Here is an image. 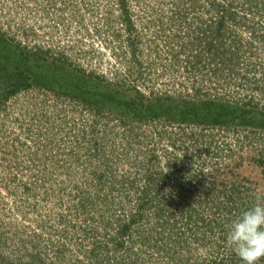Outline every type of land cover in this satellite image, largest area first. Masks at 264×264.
I'll use <instances>...</instances> for the list:
<instances>
[{"label": "trees", "instance_id": "trees-1", "mask_svg": "<svg viewBox=\"0 0 264 264\" xmlns=\"http://www.w3.org/2000/svg\"><path fill=\"white\" fill-rule=\"evenodd\" d=\"M109 1L106 28L97 31L96 36L87 30L78 33L84 35L82 42L93 39L105 44L124 73L119 69L111 73L112 77L77 65L73 52L69 51L71 47L54 53L52 47L40 44L32 48L24 46L22 56L35 62L29 70L40 73L37 71L42 68L39 61L45 60L46 67L66 70L67 76L59 83L48 81L51 85L47 87H33L29 82L18 81L0 91V107L26 91L44 92L48 99L57 102L59 97H64L72 104L78 103L80 117H75L73 123L64 118L61 106L55 104L58 110L53 118L64 119L58 126L53 122L56 131L49 137L53 148L45 152L60 165L61 173L64 170L71 177L76 176L78 166L90 168L92 163L88 160L103 156L109 143H131L129 140L134 138L139 141L144 138L143 134L153 136L155 133L160 140L167 139L171 146L182 151L181 156L171 157L167 169L152 173L150 167L143 178L138 176L141 170L138 159L131 161L128 174L123 176L116 172V163L110 162V167L104 171L111 174L110 190L124 192L139 181L144 184L138 191L140 196L134 209L127 210L122 205L123 199H114L118 207L114 210L115 217L110 215L109 208L113 204L110 201L106 202L104 213L101 211L100 194L93 199L77 181L71 182L69 188L63 182L65 190L79 199L84 212L90 206L88 212H99L104 218L97 228H92L94 239L87 249L84 248L87 227L82 230L85 233L82 239L78 231H74L68 215L60 213V222L67 229L63 240L60 234L56 241L52 240L49 245L52 248H46L45 256L43 250L27 253V256H12L17 251H0V264H243L227 246L226 236L232 221L257 199L264 200V193H254L258 186L252 184L256 182L247 174V169L264 172V150L252 148L261 141L255 130L264 129V110L260 107L263 105L257 101V94L264 92V0H190L192 6L181 5L182 0ZM164 1L172 11L166 12L161 31L158 26L150 35L147 30L151 26L146 21L151 18H143L148 12H159L157 8L164 7ZM70 6L76 7L70 3L63 11ZM135 8L144 11L137 12ZM74 13L78 11L73 10L70 15ZM109 21L115 22V28L107 26ZM182 22L186 26H182ZM116 23L121 24L120 28ZM58 27H62L61 24ZM111 30L113 33L109 34ZM0 37L4 42L1 33ZM162 60L169 63L160 69L161 65L157 64ZM56 77L58 80L59 76ZM147 81L151 83L144 85V89L139 86ZM162 82L164 90L159 88ZM80 83L97 92L83 89ZM229 86L232 93L243 89L245 96H239L238 100L226 99ZM178 89L181 92H174ZM107 118L118 119L121 131L115 134L112 129L107 133L106 129L98 133L97 122ZM237 124L249 133L243 137L235 135L236 132L232 134ZM140 125L148 131H137ZM54 139L60 143L55 144ZM73 143L77 147L74 148ZM127 150L124 148L123 153L127 154ZM147 152L151 163H158L160 155L156 148ZM109 158L113 161L118 157ZM70 166L74 169L69 172ZM99 170L95 169L93 175L98 184L104 186L105 175ZM23 185L28 193L38 190L25 181ZM146 216L149 221L157 218L153 228L158 235L150 234L156 247L144 241V246H136V230ZM93 218V215L89 217L94 222ZM4 233L3 221L0 222V248L6 238ZM148 234L140 232L139 236L145 239ZM68 244H77L80 249L72 250L66 247ZM51 251L56 257L50 255ZM259 264H264V258Z\"/></svg>", "mask_w": 264, "mask_h": 264}, {"label": "rangeland", "instance_id": "rangeland-1", "mask_svg": "<svg viewBox=\"0 0 264 264\" xmlns=\"http://www.w3.org/2000/svg\"><path fill=\"white\" fill-rule=\"evenodd\" d=\"M154 1L151 0L150 2ZM179 2L181 1L179 0ZM70 3H74L76 7L70 6L63 11V8ZM166 3L164 1L165 6L162 7L161 5L160 8H157L159 12H154L153 14L148 12L149 14L143 18H151L146 21V24L151 26L147 30L150 35L158 30V26H160L161 31L162 21H166L164 19L166 12L172 11L167 8ZM182 4L192 6L190 0H182ZM135 9L137 12L144 11L143 9ZM73 10H77L78 13L70 15ZM109 12V0H0V33L4 39V42H2L0 37V91L10 88L11 85L18 81L29 82L34 85L33 87L37 85L47 87L51 85L47 84L48 81L59 83L67 76L66 70L58 71L46 67L47 63L45 60L39 61L42 64V68L37 71L40 73L29 70L28 67L32 66L35 62H31L22 56L21 53L24 49L22 47L24 46L32 48L40 44L44 47H52L51 49L54 53H57L60 49L71 47L69 51L70 53L73 52L74 61L77 65L86 66L90 71L95 70L112 77L113 74L111 73L118 72L119 69L120 73H124L123 67L118 64V61H115L116 59L111 54L112 51L105 44L92 41L93 39H86L82 42L81 38L84 35H79L78 33L79 30H83L84 32L90 31L96 36L97 31H103L106 28L105 17L107 20ZM115 12L119 13V10ZM54 19L62 27H58ZM114 23L109 21L107 22V26L112 25L115 28ZM183 23L182 26H186ZM116 26L120 28L121 24L116 23ZM112 31H109V34H112ZM92 47L97 50L93 51ZM262 57H264V52ZM165 63L168 64L169 62L162 60L157 65H161L159 68L162 69V66L164 68L167 67ZM41 73L44 75H41ZM56 76H59L60 79L58 78L57 80ZM150 83V81H147L146 84L140 83L139 86L144 89V85L148 86ZM80 85L83 89H88L81 83ZM164 85L163 82L160 84V90L166 89ZM227 88L230 89V94L228 93L226 99H232V97L237 99L239 96H245L246 92L243 89L232 93V87L229 86ZM88 90L95 92L93 89ZM174 92L179 93L181 91L178 89ZM222 92L225 93V89ZM47 95L44 92H22L0 107V222L4 221V236L6 237L2 241L3 248H0V251H6V253L17 251L12 256H19L21 254H26L27 256V253H36L39 250H43L42 255L45 256L44 251L46 248L49 247L50 250L52 248L49 246L52 240L56 241L59 237L58 234H60V239H62L64 237L63 233L67 229L66 225L62 221V223L60 222V213L68 215V220L75 226L74 231H78L82 239L85 234L82 230L87 227L88 234L84 248L87 249L90 242L94 239L91 232L92 228H97L100 225V221L104 218L100 216L99 212H95V214L88 212L91 209L90 206L84 212L80 208L79 199L73 198V194H70L67 191L68 189L65 190L66 186L63 185V182H66L69 188L71 182L74 184L77 181L88 191L87 195H91L93 199L97 198L100 194L101 200L99 206L102 208L101 211L104 213V206L107 201H110L113 203L109 208L110 215L115 217L113 215L118 207L117 201L115 202L114 199L116 197L123 199L124 204L122 205L127 210L130 208L134 209L136 207L134 205L136 199L140 196L138 191L144 184L139 181L134 187H128L129 190L124 192L117 193L110 190L111 174L104 172L110 167V162L116 163L115 166L118 167L116 172L120 176H123L128 174L131 161L138 159V163L140 162L139 164L141 165L140 169L143 170H138V176L143 178L144 172L151 170L150 167L153 168L152 173L153 171L167 169V163L171 157L181 156L182 153L181 150L171 146L167 139L160 140L159 136L155 133L153 136L151 134L149 136L143 134L144 138H139V141H136V138L129 140L133 143H121L120 141H115L112 144L109 143L107 150H103L102 152L103 156L92 157L88 160V162L92 163L90 168H86L85 165L82 167L78 166L75 169L77 172L75 177H71L64 170L62 171L63 167H61V173L60 165L51 160L50 157H47L45 153L53 148L49 140V137L56 131L53 122L58 126L61 120L63 121L64 118H68L73 123L75 117H80V110L76 102L72 104L64 97H59V102H57L56 100L48 99ZM77 101L81 102L83 100L77 99ZM257 101L261 102L263 106L260 107L264 110V92L257 94ZM55 104L61 106V113L64 118H53L54 113L58 110ZM253 119L256 120L257 117H253ZM97 125L100 129L98 133L106 129H108L107 133H111L112 129L115 134L119 130L121 131L118 119H100ZM173 128L174 132L175 127L173 126ZM141 129L142 131H148V129H144L143 125H140V129L137 131ZM245 130L238 125V127L232 129V134L236 132L235 135L238 134V137H243L245 133H249ZM169 131H171V128H169ZM255 131L257 132H255V135L261 136V141L258 145L253 144L252 148L256 149L258 147L260 148L259 150H264V129H256ZM92 132H90L91 135H93ZM54 142L55 144L60 143L57 139H54ZM178 143H181L180 140H178ZM73 146L74 148L77 147L76 143H73ZM126 147L129 150L126 151L127 154H124L123 149ZM154 148H156L157 153L160 155V159L156 164L151 163L152 159L150 160L147 156V151ZM67 149L71 148L68 147ZM128 154L129 156H127ZM114 156L118 158L112 161L109 157L113 158ZM66 159H69V156ZM83 161H86V158H83ZM126 161H129V163ZM142 161L146 162V164L143 165ZM73 169L74 166H70L69 172ZM95 169H101L99 171L104 173V186L102 184L99 185L95 179L96 175H93ZM112 169L115 168L113 167ZM247 174L256 182L252 184L258 186L254 190V193L256 194L259 191L263 195L264 172L247 169ZM23 181L31 184L32 187L38 190L28 193L24 189ZM92 215L95 223L89 219ZM105 215L110 217L109 213H105ZM154 221L152 219L149 221V216H146L144 223L138 229L136 228L135 239L138 240L136 246H144V241L147 245L156 247L155 240L150 237V234L152 236L158 235L153 228L154 223H157V218ZM92 223L96 226H93ZM140 232L142 234H149L147 238L142 239L139 236ZM70 237L68 239H71ZM167 237H164L165 241ZM66 247H70V249L75 251L80 249V246L77 244H74V246L68 244ZM51 254H54V257H56L54 251H51Z\"/></svg>", "mask_w": 264, "mask_h": 264}, {"label": "clouds", "instance_id": "clouds-1", "mask_svg": "<svg viewBox=\"0 0 264 264\" xmlns=\"http://www.w3.org/2000/svg\"><path fill=\"white\" fill-rule=\"evenodd\" d=\"M226 244L243 264H259L264 258V200L257 199L232 221Z\"/></svg>", "mask_w": 264, "mask_h": 264}]
</instances>
